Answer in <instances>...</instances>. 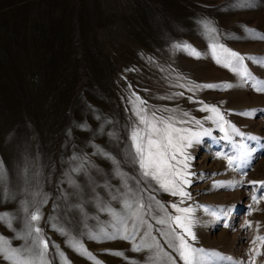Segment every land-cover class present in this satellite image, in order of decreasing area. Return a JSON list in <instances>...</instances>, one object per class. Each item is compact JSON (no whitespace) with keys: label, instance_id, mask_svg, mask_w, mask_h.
Returning a JSON list of instances; mask_svg holds the SVG:
<instances>
[{"label":"rangeland","instance_id":"rangeland-1","mask_svg":"<svg viewBox=\"0 0 264 264\" xmlns=\"http://www.w3.org/2000/svg\"><path fill=\"white\" fill-rule=\"evenodd\" d=\"M203 20L211 21L216 32L208 33ZM259 34H264V0H0V161L6 173L0 213L14 216L11 228L0 223V235L13 247L23 246L17 236L25 231L23 202L32 209L47 194L39 227L49 241L51 264H64L59 252L70 264H94L53 225L71 232L103 264H146L152 253L133 251L131 241L92 240L86 234L112 231L113 217L101 208L124 214L129 212L125 199L142 198L152 206L144 214L153 225L152 236L176 258L175 264L184 262L160 234L168 226L153 219L181 215L173 204L194 209L196 240L185 238L221 254L208 255L205 264H264V241L257 239L264 237V186L250 183L264 182V111H259L264 93L241 86L239 77L211 56V45L217 43L264 57ZM177 43L202 55L174 48ZM246 63L264 79V66ZM204 84L234 87L189 91L191 85ZM137 98L146 103L140 105ZM204 105L217 106L247 135L225 140L215 120L207 119L213 114L202 110ZM137 106L149 115L174 117L178 128L208 130L185 149L192 175L183 187L190 198L143 180L139 165L132 163ZM252 109L258 111L240 115ZM193 117L201 125L190 123ZM240 144L254 151L246 163L237 160L229 167L224 156L236 155ZM102 153L114 157L118 169ZM74 156L80 159L73 161ZM85 157L84 169L71 172ZM117 170L128 178L134 197ZM224 207L228 215L218 219ZM0 264L9 262L0 257Z\"/></svg>","mask_w":264,"mask_h":264},{"label":"snow or ice","instance_id":"snow-or-ice-1","mask_svg":"<svg viewBox=\"0 0 264 264\" xmlns=\"http://www.w3.org/2000/svg\"><path fill=\"white\" fill-rule=\"evenodd\" d=\"M203 28L208 33H215L216 29L211 26V21L203 20L200 21ZM249 33L255 34L256 30L248 29ZM258 38L264 39V34H259ZM174 48H181L187 50L191 55L200 57L201 52L194 49L191 45L187 43H177L173 45ZM211 56L217 64L228 68L234 74H236L241 80V86H248L254 91L264 93V79L255 77V75L248 68L246 61H253L260 66H264V57H252L245 56L243 54L237 53L236 51L227 48L222 44L213 43L211 45ZM234 87L232 84H204V85H191L189 86V91H194L197 88H231ZM182 95V93H181ZM139 100V98H137ZM146 102L139 100V104L143 105ZM205 111H210L213 115L209 116L207 119L215 120L217 126L222 132L225 133L224 139L228 141L233 140V135L243 137L247 135L230 121L225 119L224 114L221 110L214 105H204L203 109ZM256 109L241 112L240 115L251 116L254 115ZM264 111V110H259ZM135 115L138 117V123L132 128L130 139H131V151L129 155L131 156L132 163L138 164V171L143 180H154L162 190L170 192L173 196H181L190 198L191 194L184 190V185L191 183L188 179L192 173L188 171L190 165L189 160L191 157L185 151L186 148L190 147L194 141H198L201 135L208 134V130L204 129L201 132H195L191 128H178L176 127V121L174 117H157L153 112L151 115L144 107L137 106ZM185 115H188L185 113ZM190 123H195L196 125H201V121L196 118H192ZM184 123V121H181ZM255 139V137H252ZM236 155H225L224 158L227 160L229 167L233 166L234 161L240 160L244 163L250 156V152L254 151L249 149L247 145L240 144L237 146ZM119 166V162L111 157L107 153H102ZM179 156V158H178ZM80 158L73 157L72 160L76 161ZM87 158H83L81 162L74 168L71 172H80L84 169V161ZM117 175L124 177V187L127 189V194H133L132 188L127 183V177L125 174L117 170ZM135 180V177H131ZM6 182V173L3 169V162L0 161V183ZM75 184V181H71ZM137 185L140 184V180H136ZM221 183V182H217ZM252 184L260 183L264 186V182L252 181ZM107 187V186H106ZM126 194V195H127ZM134 197V194H133ZM11 198V197H6ZM113 200L117 197L113 196ZM151 199V197H149ZM256 200V197H252ZM24 203L25 216V231L23 233H18L17 236L25 241L24 245L21 247H13L8 238L0 235V257L8 261L9 264H51L49 260V241L43 235V229L39 227V221L43 218L41 214V206L47 203V194L43 195L40 200L39 205L32 209H29L26 202ZM124 208L128 209L129 212L124 214L117 213L111 207H103L100 210L109 212L113 217V222L110 223L112 231H108L107 228H100L98 233L89 231L86 233L89 239L101 240V239H123L131 241L132 250L135 252H141L148 250L152 253L146 261V264H175V257H173L169 252L164 250V247L160 242L152 236L151 229L153 225L148 223L144 219L145 212L152 206L145 205L142 198L135 199H125ZM80 207L81 212H83L82 206ZM162 207V206H161ZM173 208L181 215H166L164 217L153 216V219L157 220L160 225H167L168 231L161 232L160 234L168 240V247H171L178 253L179 259L184 262V264H205L206 257L211 255L213 257L220 256L221 254L216 252L209 253L208 250L200 249L193 246L188 239L190 237L192 241L196 240V235L193 232V226L197 221L193 218L192 213L193 208H180L178 205L173 204ZM205 207V211H207ZM222 215L217 217L218 219L226 218L228 215V208L224 207L221 209ZM216 216V213H212ZM14 216L8 212L0 213V223H4L7 227H12V221ZM51 220V217L49 218ZM175 225L176 227H174ZM57 228V231L61 235L67 237L68 245L73 248L77 253L82 256L87 257L92 260L94 264H103L102 261L96 259L93 253H91L83 244L81 240L72 236L71 232L62 226L53 225ZM86 226V225H85ZM146 230L141 234L140 229L145 228ZM249 225H246L248 227ZM182 229L183 231H178ZM137 237H139V242H137ZM258 240L264 241V237H257ZM30 241V243H29ZM58 249L59 246H54ZM254 251V250H250ZM63 259L64 264H70L67 258L64 256L63 252L58 253ZM115 255H123L121 252L114 253ZM259 253H257L258 255ZM225 260L231 261L230 257H223ZM211 264H221L220 260L211 262ZM232 264H238V262L232 261Z\"/></svg>","mask_w":264,"mask_h":264}]
</instances>
